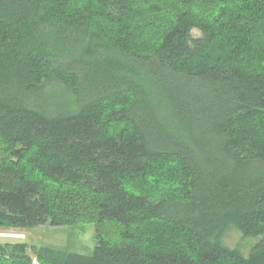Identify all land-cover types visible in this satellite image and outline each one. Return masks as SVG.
<instances>
[{
    "label": "trees",
    "instance_id": "obj_1",
    "mask_svg": "<svg viewBox=\"0 0 264 264\" xmlns=\"http://www.w3.org/2000/svg\"><path fill=\"white\" fill-rule=\"evenodd\" d=\"M81 223L0 264H264V0H0V229Z\"/></svg>",
    "mask_w": 264,
    "mask_h": 264
},
{
    "label": "rangeland",
    "instance_id": "obj_2",
    "mask_svg": "<svg viewBox=\"0 0 264 264\" xmlns=\"http://www.w3.org/2000/svg\"><path fill=\"white\" fill-rule=\"evenodd\" d=\"M197 36V32H193ZM49 90V91H48ZM46 91L53 96L54 102L47 104L46 108L50 111L62 108V102L66 97V90L63 86H47ZM55 94V95H54ZM58 104V105H56ZM57 106V107H54ZM0 234L20 236L15 237H0V243H26L29 246H48L57 250L67 251L69 253L91 255L96 245V227L92 223H81L73 226L52 227L44 225L32 230H9L0 229ZM260 238H243L241 233L235 228L225 230L221 237V242L224 246L230 249H237L242 257L246 258L251 247ZM32 264H37L33 260Z\"/></svg>",
    "mask_w": 264,
    "mask_h": 264
},
{
    "label": "built area",
    "instance_id": "obj_3",
    "mask_svg": "<svg viewBox=\"0 0 264 264\" xmlns=\"http://www.w3.org/2000/svg\"><path fill=\"white\" fill-rule=\"evenodd\" d=\"M0 237H1V238H6V237H11V238H12V237H15V239H17V238H18V239L21 238L20 236H12V235H6V234H0Z\"/></svg>",
    "mask_w": 264,
    "mask_h": 264
}]
</instances>
